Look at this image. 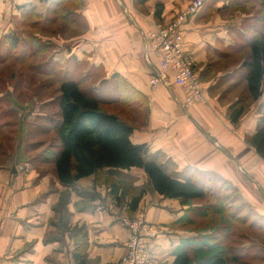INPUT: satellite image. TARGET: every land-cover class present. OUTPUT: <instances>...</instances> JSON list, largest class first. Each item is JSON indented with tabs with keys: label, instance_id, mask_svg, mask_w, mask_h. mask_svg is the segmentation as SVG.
<instances>
[{
	"label": "crops",
	"instance_id": "crops-1",
	"mask_svg": "<svg viewBox=\"0 0 264 264\" xmlns=\"http://www.w3.org/2000/svg\"><path fill=\"white\" fill-rule=\"evenodd\" d=\"M190 1L78 0L72 9L77 18L70 17L67 29L34 33L46 45L43 69L46 78L61 72L58 85L62 76L80 81L86 94H98L103 100L118 96L114 76L119 75L139 92L132 103L130 139L145 145L146 158L180 180L226 183L249 209L250 219L262 222L264 157L248 139L264 121V93L255 100L245 98L236 123L228 116L230 105L246 95L242 62L250 54L248 9L258 0H204L202 9L181 26L185 51L207 96L205 104L186 106V90L171 79L163 85L150 84L156 65L148 33L156 24L170 22ZM51 3L0 0V37L18 29V21L30 12L43 19ZM20 149L25 151L23 144ZM14 150L10 163L0 165V264H79L74 257L77 247L81 264H117L128 238L120 223L124 215H142L158 230L149 239L146 264L173 263L179 238L188 236L179 233V219L187 214V206L151 190L142 169L121 170L118 193L126 194L117 198L109 187L95 183L93 175L62 185L50 163L34 155L17 164V144ZM140 188L145 192L130 212L129 198Z\"/></svg>",
	"mask_w": 264,
	"mask_h": 264
},
{
	"label": "trees",
	"instance_id": "trees-1",
	"mask_svg": "<svg viewBox=\"0 0 264 264\" xmlns=\"http://www.w3.org/2000/svg\"><path fill=\"white\" fill-rule=\"evenodd\" d=\"M77 2L78 0H52V5L43 19L30 12L23 16L20 23L35 28L42 34L49 29L62 32L68 28L70 17L74 20L77 18L72 11ZM258 2L260 8L264 7V0ZM159 12L157 8L156 15ZM260 13L261 9L251 18L254 21L247 23V28L251 32L247 41L250 54L242 62V66L246 68L244 74L246 95L240 96L230 105L228 116L232 123H236L243 114L246 97L255 100L264 93V13H261L263 15ZM26 43L18 29H13L0 37V46H5V59L28 68L31 60L42 53L46 45L39 40L36 49H28ZM114 77L117 80L118 96L110 100L86 94L81 88L80 81L68 78L60 80L57 90L58 120L52 121L55 143L48 152L44 151L41 160L51 164L55 176L62 185H70L82 177L93 175L95 183L106 185L110 189V194L119 198L118 195L126 194L124 191L118 193L121 189L119 173L121 170L135 167L142 169L146 174L150 189L163 197L177 199L182 206L204 202V205L200 204L202 209L198 214L218 220L212 229L217 230V235L216 233L212 235L213 245L191 243V248L176 251L172 264H255L253 261L257 257L259 261H264V254L261 255L259 252L250 254L247 250H234L230 245L224 246L227 231L232 229V224H239L250 230L254 226L259 229L264 227V220L257 225L256 220L250 219L249 209L243 211L244 205L237 204L234 189L224 182L214 185L196 184L190 179L180 180L168 174L162 164L147 159L144 144H135L131 141L132 103L138 98L139 92L119 75ZM10 124L13 123H6L0 127V165L4 163L2 160L7 162L8 158L15 155L14 147L9 145L13 140L12 135L2 130L3 127L11 126ZM248 141L255 151L264 157V121L259 123L256 133ZM19 146L18 144L17 152ZM7 152L10 154L7 155ZM144 192L145 189L140 188L136 194L130 196L128 201L130 212L136 210ZM216 226H221L222 229ZM77 235L81 237L83 233ZM79 250L81 247H77L74 257L81 264L84 260L80 257Z\"/></svg>",
	"mask_w": 264,
	"mask_h": 264
},
{
	"label": "rangeland",
	"instance_id": "rangeland-1",
	"mask_svg": "<svg viewBox=\"0 0 264 264\" xmlns=\"http://www.w3.org/2000/svg\"><path fill=\"white\" fill-rule=\"evenodd\" d=\"M259 5L260 3L258 1L257 5H250L248 11L252 15L251 18L256 15L259 9H261V13H264V7L260 8ZM253 21L254 20H250L249 22ZM17 24L19 33L24 37L25 42L27 41L26 44L28 49H36L39 40H41V38L38 39V37L34 36V33H37L38 30L27 25H22L19 21ZM258 25H260V23H258ZM4 52L5 46L1 45L0 127L6 123H13L10 124L11 126L8 128H2V130H6L13 136L14 141L9 145L13 147L15 144H17V146L18 144L24 145L25 151L20 149L19 152H17V164L26 162V159L34 155L36 156L35 159H41L44 151L48 152L51 145L55 143L54 135L50 131L52 130V121L55 122L57 120L58 105L57 100L42 105L39 104V101L50 96L56 97L58 94V79L61 76V72L56 70L58 72L54 73V76L46 78L43 63L48 57L45 50L31 60L28 64V68L26 66V68L23 66L21 67L15 62L5 59ZM45 78L47 80H45ZM62 78H64V76H62L61 79ZM86 89H88V87H86ZM6 95H11L12 97L9 98L6 97ZM95 97L102 98L98 94L95 95ZM33 112H41L43 115H35ZM4 146H6V144H4ZM4 146L3 148H5ZM29 149L35 150L33 154L27 152ZM8 154L10 153L7 152V155ZM12 158H8L9 161L7 162L4 160L1 162L8 164ZM6 159L7 158H5V160ZM121 174L122 172L119 173V175ZM191 180L196 184H200L192 177ZM200 204L204 205V202H200ZM200 204L199 202H193V204L187 206V214L179 219V233L184 232L188 235L179 238L181 239L179 250L191 248V243L194 242L196 244L209 243V245H213L212 243H214L211 239L214 233L217 235V230L212 229L214 225H217L218 220L212 219V217H202V214H198L199 210L202 209ZM237 204H239V202H237ZM245 210L246 209L243 211ZM258 223L260 224L261 222H257V225ZM216 227L222 229L221 226ZM231 228L232 229L227 231L228 236L224 246L230 245L234 250H247L250 254L253 252H259L261 255L264 254V250H259L257 248H264V235L261 236L264 229L263 226L260 229L254 226L250 230L239 224H232ZM253 262L255 264H264V261H259L258 257Z\"/></svg>",
	"mask_w": 264,
	"mask_h": 264
},
{
	"label": "built area",
	"instance_id": "built-area-1",
	"mask_svg": "<svg viewBox=\"0 0 264 264\" xmlns=\"http://www.w3.org/2000/svg\"><path fill=\"white\" fill-rule=\"evenodd\" d=\"M204 2L191 0L170 22L156 24L148 33V49L152 52L156 65L149 80L150 84L163 85L171 79L174 85L186 90V106L207 103L200 75L185 51L184 34L181 30V26L202 9ZM120 223L127 229L128 238L125 253L117 264H146L149 239L158 230L148 224L142 215H124L120 218Z\"/></svg>",
	"mask_w": 264,
	"mask_h": 264
}]
</instances>
